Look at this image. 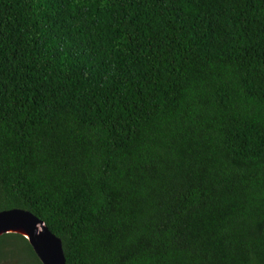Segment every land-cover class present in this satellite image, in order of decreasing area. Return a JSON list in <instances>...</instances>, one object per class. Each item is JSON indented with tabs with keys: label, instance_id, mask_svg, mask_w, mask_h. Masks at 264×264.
<instances>
[{
	"label": "trees",
	"instance_id": "16d2710c",
	"mask_svg": "<svg viewBox=\"0 0 264 264\" xmlns=\"http://www.w3.org/2000/svg\"><path fill=\"white\" fill-rule=\"evenodd\" d=\"M15 208L67 264H264V0H0Z\"/></svg>",
	"mask_w": 264,
	"mask_h": 264
},
{
	"label": "water",
	"instance_id": "95a60500",
	"mask_svg": "<svg viewBox=\"0 0 264 264\" xmlns=\"http://www.w3.org/2000/svg\"><path fill=\"white\" fill-rule=\"evenodd\" d=\"M5 233L24 236L43 264H67L62 240L31 211L21 208L0 211V236Z\"/></svg>",
	"mask_w": 264,
	"mask_h": 264
}]
</instances>
